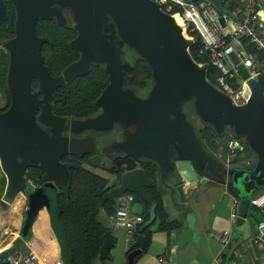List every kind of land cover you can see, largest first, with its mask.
<instances>
[{"label":"water","instance_id":"1","mask_svg":"<svg viewBox=\"0 0 264 264\" xmlns=\"http://www.w3.org/2000/svg\"><path fill=\"white\" fill-rule=\"evenodd\" d=\"M9 1L16 18L15 37L4 43L9 53L10 104L0 113V168L5 177L1 202L8 206L18 195L26 198L23 238L31 232L41 210L47 212L53 230L58 225L51 219L56 192L59 188L66 190L70 181L69 165L62 162V157L91 155L94 151L90 139L69 140L63 137L62 131L68 127L75 133L87 129L101 131L110 128L112 123L136 126L128 141L136 139L143 145L138 152L130 154V160L141 158L155 164L159 173L166 176V182L161 176L162 185L170 200L176 195L184 203L186 188L192 190L198 185L220 183L226 187L232 202H236L237 225L246 217L261 220L256 210H250V200L264 192V75L250 78L235 54L229 56L239 75L237 85L241 86L243 81L247 84L246 102L235 105L207 81L205 70L189 55V40L183 35L182 27L154 0ZM209 1L217 10L220 25L225 27L219 0ZM61 9L68 10L72 16L77 37L69 46L80 53V58L60 76L53 77L43 64L41 54L42 45L49 40L36 35V22L54 18L59 25H69ZM5 17L4 0H0V22ZM109 32L119 39L118 46L125 45L148 65L153 84L145 99L138 98L131 89L122 88L124 75L131 66L121 62L120 48L107 36ZM91 64L104 65L108 75V86L95 103V107L103 108V113L65 126L64 119L52 114L53 92L73 77L87 73ZM33 79L37 80L42 94L40 99L31 86ZM186 100H192L195 115L216 134L222 135L230 129L236 137H243L249 152H243L230 166L210 156L185 116L177 114ZM170 144L175 145L169 152ZM247 153L253 156L252 160ZM132 163L121 170L119 184L102 197L101 204L126 194L136 195L141 203L152 204L146 188L153 180ZM30 169L39 171L41 185L35 187L26 181ZM260 238L264 242V236ZM146 240L145 236L136 235L137 248L127 255V264H134V259L146 249ZM115 242L107 230L99 260L108 259ZM13 252L2 253L0 260Z\"/></svg>","mask_w":264,"mask_h":264},{"label":"trees","instance_id":"2","mask_svg":"<svg viewBox=\"0 0 264 264\" xmlns=\"http://www.w3.org/2000/svg\"><path fill=\"white\" fill-rule=\"evenodd\" d=\"M226 1L228 0H224V2ZM224 2L219 7L220 11L233 12L236 5L232 3L231 7L227 8ZM6 11L7 18L0 24V97L5 101L4 107L0 108V113L6 111L10 104L6 82L8 54L2 49L5 41L13 37L15 13L10 2H6ZM172 13H175V10ZM36 33L39 37L49 39V43L42 45L41 54L44 58V64L48 67L52 76H57L62 69L77 58L76 53L69 46V41L76 36V31L72 27L60 26L53 19L37 21ZM188 33L191 38L188 41L190 57L196 64L202 65L207 81L218 89L216 80L220 76V72L211 65L208 55L203 52L204 44L198 33L191 31L190 28ZM246 49L255 56V64L260 67L262 53L256 51L252 45L246 47ZM137 58L134 62L135 69L131 74L132 79L126 82H132V84L136 82L133 86L137 87L136 90H141L147 88L151 83V73L145 61L138 56ZM106 81L107 76L102 68L98 65L92 66L87 74L74 78L72 82L55 91L56 99L63 98V100L54 103V114L61 117H71L72 119H82L84 116H89L93 112L92 103ZM31 84L33 88L36 87V81L33 80ZM230 84L232 87H237L235 81H230ZM192 114L195 115L194 112ZM187 116L190 117L191 115L188 113ZM195 117L196 121L191 118L189 120L193 123L195 132L207 151L221 154L222 151L227 150L228 142L237 141L244 148V152H249L243 137H236L230 129H226L222 135H218L210 125L200 121L196 115ZM84 161L85 157L75 154H67L62 157V162L69 165L70 181L66 190L61 189L56 192V206L51 219L54 218L53 223L57 222L58 225L55 230L51 228L53 233L59 234L60 260L63 264H95L96 261L109 264L110 255L108 259L104 260H99L98 256L104 242L105 232L107 230L111 231V228L100 222L98 217L103 214L109 221L114 216L118 207V200L114 199L101 204V199L115 185H109L107 179L84 169L82 165ZM28 171V177L33 178L34 174H37L39 178V171L34 169ZM148 171L154 173L156 171L155 166H148ZM41 184V181H39L38 185ZM4 188L5 178L2 177L0 178V194H2ZM156 192V195H152L154 204L151 207L147 203H141L136 195L131 194L135 198V203L143 206L141 213L143 224L132 237L127 255L137 248L135 238L138 234L146 237V249L148 248L151 228L156 222L157 231L165 233L167 238L179 228L177 221L171 220L168 216L163 203V192ZM51 224L50 220L49 225ZM32 236L31 230L25 239H30ZM146 249L137 256L135 262L146 252ZM0 264L7 263L3 261Z\"/></svg>","mask_w":264,"mask_h":264},{"label":"crops","instance_id":"3","mask_svg":"<svg viewBox=\"0 0 264 264\" xmlns=\"http://www.w3.org/2000/svg\"><path fill=\"white\" fill-rule=\"evenodd\" d=\"M247 156L249 160L253 159L250 153H247ZM216 157L222 156L217 154ZM186 189L184 203L175 195L173 201L176 204L172 203L171 208H168L167 203L170 200L164 198L168 216L171 220L177 221L179 228L167 238L165 233L157 231L156 222L151 228L150 243L146 252L136 262L134 261V264H159L160 257H166L171 264H263L264 242L256 230L258 221L246 217L242 224L235 223L237 205L236 202H232L224 185L211 183L206 186L198 185L192 190ZM1 197L2 194H0V255L10 250L23 254L33 251L38 256L39 264H52L60 260V248L52 228L49 223L48 227L41 223V217L50 222L47 212L41 210L38 213L32 227L33 236L25 239L21 237V227L25 219V208L22 207L24 200L18 197L12 204L5 206L1 202ZM134 207L133 204L132 210L141 215ZM250 210L256 209L251 207ZM112 230L116 228L111 229V233ZM224 232L230 233V241L226 247L220 244ZM124 234V246L109 264H127V250L132 237L129 238L125 231ZM113 238L116 241L115 236ZM109 255L111 257V249ZM95 264L102 263L96 261Z\"/></svg>","mask_w":264,"mask_h":264},{"label":"built area","instance_id":"4","mask_svg":"<svg viewBox=\"0 0 264 264\" xmlns=\"http://www.w3.org/2000/svg\"><path fill=\"white\" fill-rule=\"evenodd\" d=\"M154 1L159 4L164 13L173 18L175 16L181 18L182 31L186 24L188 30L190 28L191 31L198 33L204 44L203 52L208 55L211 65L220 72L216 80L218 90L226 94L235 105L244 104L246 102L244 88L247 84L243 81L241 86L237 85L239 75L229 56L235 54L240 64L248 71L250 78L256 79L260 74L264 75V0H228L226 2L219 0V4L224 2L227 8L231 7L232 3L236 5L233 12H221L219 9L225 27L220 25L217 10L209 0ZM174 10L175 13H172ZM251 45L256 51L262 53L260 67L255 64V56L246 49ZM197 65L202 67L200 64ZM230 81H235L237 87H232ZM134 200L131 194L119 197L117 210L109 219L113 228L124 230L129 238L133 237L143 224L142 216L132 210ZM250 205L261 216L256 230L262 237L264 236V192L252 197ZM229 241L230 233L224 232L220 244L226 247ZM3 261L7 264H39L38 256L33 251H28L26 254L14 252ZM158 262L171 264L166 257H160ZM262 262L264 264V244ZM52 264H63V262L58 260Z\"/></svg>","mask_w":264,"mask_h":264},{"label":"flooded vegetation","instance_id":"5","mask_svg":"<svg viewBox=\"0 0 264 264\" xmlns=\"http://www.w3.org/2000/svg\"><path fill=\"white\" fill-rule=\"evenodd\" d=\"M6 2H10V1L9 0H4V6H5V12H6L5 19L7 18ZM12 7H13V5H12ZM13 10H14V13H15V18H16V12H15L14 7H13ZM61 12L70 21L69 25L63 26V27H72L74 29V23H73L72 16L69 13V11L66 10V9H61ZM5 19L2 20L0 22V24L3 21H5ZM51 19L55 20L54 18H51ZM47 20H50V19H47ZM38 21H45V20H38ZM55 22H56V20H55ZM14 23H15V20H14ZM60 26H62V25H60ZM36 35H37V33H36ZM107 36H109L111 38L113 44L117 47L118 44H119L118 42H120L119 39L117 38V36L114 35L112 32L107 33ZM14 37H15V29H14V24H13V37L7 39L5 42L13 39ZM76 37H77V32H76V36L72 40H70L69 43L71 41H73ZM40 38H46V37H40ZM118 47L120 48V52H119L118 55L121 58V62L122 63H129V65L131 66V70L129 72H126L125 75H124L123 87L122 88L123 89H131L138 98L143 100V99L146 98L147 94L149 93V91H150V89L152 87V84H153L152 76H151V83L149 84V86L147 88H143L141 90H136L135 88H137V87L133 86V84H135L136 82L133 83V84H132V82H126V81L132 79L131 74L133 73V71L135 69L134 62L138 58H137V55L132 50L128 49L125 45L118 46ZM2 49L8 54V66H9V53L4 48V44L2 46ZM127 51L129 53H131L132 57L126 53ZM74 52L76 53L77 58H75L74 61H72L69 65L77 62L79 60V58H80V53L76 52V51H74ZM133 57H135V58L133 59ZM43 62H44V58H43ZM69 65H67L65 68H67ZM96 65L101 67L102 70L104 71V73L106 74V72L104 70V65H102V64H91L90 67H89L88 72L90 71L92 66H96ZM147 67H148V65H147ZM64 69H62L61 72L57 76H60L62 74V72L64 71ZM148 69H149V67H148ZM149 71H150V69H149ZM7 73H8V70H7ZM87 73H85V74H87ZM57 76H53V77H57ZM106 76H107V81L105 82L104 86L100 89V92L95 97V99H94V101L92 103L93 104V112L91 114H89V116H87V117L84 116L82 119H72L71 117L58 116V115L54 114V112H53L54 103H59L60 101L63 100V98L56 99L55 91L58 90L59 88L63 87L65 84H68V83L72 82V80L74 78L79 77V76L73 77L71 79V81H69L68 83L63 84L61 87H59V88L54 90V92H53V100L50 102L51 106H52V110H51L52 114L64 119L65 126H68L71 123L76 122V121H83V120L94 119V118L98 117L101 113H103V108L101 106L98 107V108L95 107V103L98 100V98L101 97L102 93L105 91V89L108 86V83H109L108 75L106 74ZM33 80L36 81V87L33 88V91L37 94V98L40 99V98H42V94L38 91L37 80H35V79H33ZM31 86H32V84H31ZM177 111L179 112V113L177 112V114H182V115L185 116V121L193 127V132L195 133V136L198 138V136H197V134L195 132L193 123L191 122V120H189V118H191L193 121H196L195 115L192 114L194 112L192 100L184 101L180 105V107H179V109ZM40 112H41V109L40 108L37 109V112H36V116L37 117L40 114ZM188 113L191 115L190 117L187 116ZM194 114H195V112H194ZM173 117L174 116H171V118H173ZM41 127L43 129L47 130V128H45L43 126H41ZM135 128H136L135 125L129 124V123H124V124L112 123V126L110 128L103 129L101 131H94V130L87 129V130H81L80 132L75 133V132H72L69 129V127H68L67 129H64L61 134L63 135V137H65V138H67L69 140L70 139H81V140L90 139L93 142V144H94V151L92 152L91 155L81 156V157H85V161L82 164L83 168L88 170V171H90V172L92 171L91 169H98V170L102 171L103 173H106L107 175H110L111 177L114 178V181H113L112 184L115 185V186L119 184V180H120V177L122 175L121 174V170L125 169V167L127 165H129V164H133L132 162H135L136 168H142L144 170V172L146 173L147 177L153 180V184L146 188L147 194L150 196V198L152 200V204H149L150 207H151L154 204V198L152 197V195H156L157 194L156 191H162V192L164 191L163 200H164L165 196L168 195L167 191L165 190V188L162 185V177H163L164 182H166L167 180L165 178L166 177L165 174H164V176H162L159 173L158 168L152 162H150L148 160H145V159H141V158L140 159H135V160H134V158H131V160H132V162H131L130 154L138 152L142 148V145H143L139 140H136V139L134 140V142L128 141V137L132 136L135 133V131H136ZM110 133L112 134L111 139L107 138L108 134H110ZM174 145L170 144L168 146L169 152L171 150H173V146ZM202 145H203V147L205 149V145L203 143H202ZM228 149H229V151H227ZM243 149L244 148L241 147L240 144L237 141H231V142H228V144H227V150L225 152L222 151V153H221L222 157H220V158L216 157L217 153L209 152L206 149H205V151L210 156L222 161L225 166H230L233 163V161L236 160L241 155V153L244 152ZM238 152H240V153L238 154ZM148 166H155L156 171L154 173L149 172L148 171ZM92 173H93V171H92ZM39 181H41L40 180V175H39V178L37 179L38 183H36V186H39L38 185ZM115 186H113V187H115ZM57 190H61V188H59ZM134 203H135V200H134ZM142 208H143V206H142Z\"/></svg>","mask_w":264,"mask_h":264},{"label":"rangeland","instance_id":"6","mask_svg":"<svg viewBox=\"0 0 264 264\" xmlns=\"http://www.w3.org/2000/svg\"><path fill=\"white\" fill-rule=\"evenodd\" d=\"M185 27H183V35L185 36V38L187 39V40H191V38L189 37V33H188V29H187V25L185 24L184 25ZM185 29H186V31H185ZM128 55H130L131 56V53H129L128 51L126 52ZM132 57V56H131ZM135 57H133V59H134ZM4 105H5V101H4V99L3 98H1L0 97V108H3L4 107ZM111 137H112V134L110 133V134H108V137L107 138H109V139H111ZM227 151H229V149L227 150ZM92 171H93V173H95V174H97L98 176H101V177H103V178H105V179H107V181L109 182V185H112V183H113V181H114V178L113 177H111L110 175H107L106 173H103L102 171H100V170H98V169H91ZM91 171V172H92ZM29 172V171H28ZM35 173V172H34ZM2 177H4V175H3V172H2V170H1V168H0V178H2ZM5 178V177H4ZM37 179H38V177H37V174H34V177L33 178H30V177H28L27 175H26V181H28V182H30L33 186H35V187H37L36 186V183H38L37 182ZM166 192V191H165ZM3 194V193H2ZM163 195H164V191H163ZM19 198H21L22 200H24V203H23V209L25 208V210H27V208H26V198L23 196V195H20L19 196ZM165 198H168L169 199V197H168V195L167 196H165ZM119 198H117V199H115V200H118ZM170 200V199H169ZM170 202H171V204H170ZM174 201H172V200H170L168 203H167V207L168 208H171V206H172V203H173ZM163 203H164V200H163ZM134 205H135V207H134V209L137 211H139L140 213H142V205H140V204H135L134 203ZM165 207V206H164ZM48 215V214H47ZM36 220H37V217H36ZM98 220L100 221V222H102V223H105L109 228H111V229H113L112 228V225H111V223H110V221H108L107 219H106V217L103 215V214H101V215H99V217H98ZM48 220H46V218L45 217H41V223L43 222L44 224H46V226L48 227V223H49V221L47 222ZM50 227H51V225H49ZM112 234H113V236H115V238H116V243H115V245L111 248V259H110V261L113 259V257H117V255L119 254V251H121V248L124 246V237H125V234H124V231L123 230H120V229H116V230H112ZM54 235H55V239H56V241H57V243H58V237H59V234H56V233H54ZM109 261V262H110Z\"/></svg>","mask_w":264,"mask_h":264},{"label":"bare ground","instance_id":"7","mask_svg":"<svg viewBox=\"0 0 264 264\" xmlns=\"http://www.w3.org/2000/svg\"><path fill=\"white\" fill-rule=\"evenodd\" d=\"M174 19H175V21H176V23H177L178 25L182 26L183 22H182V20H181L180 17L175 16ZM18 196H19V195H18ZM16 198H17V197H16Z\"/></svg>","mask_w":264,"mask_h":264}]
</instances>
